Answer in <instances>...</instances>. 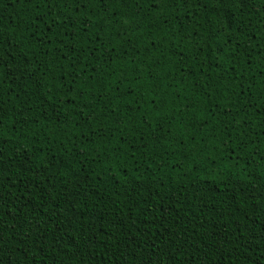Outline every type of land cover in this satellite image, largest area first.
<instances>
[{"label":"trees","instance_id":"obj_1","mask_svg":"<svg viewBox=\"0 0 264 264\" xmlns=\"http://www.w3.org/2000/svg\"><path fill=\"white\" fill-rule=\"evenodd\" d=\"M0 262L264 264V0H0Z\"/></svg>","mask_w":264,"mask_h":264},{"label":"snow or ice","instance_id":"obj_2","mask_svg":"<svg viewBox=\"0 0 264 264\" xmlns=\"http://www.w3.org/2000/svg\"><path fill=\"white\" fill-rule=\"evenodd\" d=\"M75 3L77 4H83L85 2H92V0H74ZM101 2L103 3V0H101ZM171 6L173 7H177L180 4V0H169ZM221 2H223V0H221ZM246 0H241V3H245ZM48 31H51V29L49 28ZM0 264H2V262H0Z\"/></svg>","mask_w":264,"mask_h":264}]
</instances>
